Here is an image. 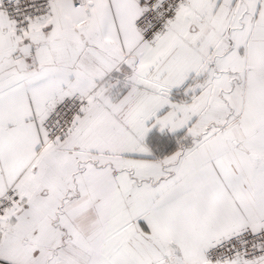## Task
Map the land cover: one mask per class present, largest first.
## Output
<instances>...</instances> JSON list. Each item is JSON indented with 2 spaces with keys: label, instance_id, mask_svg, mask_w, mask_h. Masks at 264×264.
<instances>
[{
  "label": "snow or ice",
  "instance_id": "6c2138e0",
  "mask_svg": "<svg viewBox=\"0 0 264 264\" xmlns=\"http://www.w3.org/2000/svg\"><path fill=\"white\" fill-rule=\"evenodd\" d=\"M0 264H264V0H0Z\"/></svg>",
  "mask_w": 264,
  "mask_h": 264
}]
</instances>
